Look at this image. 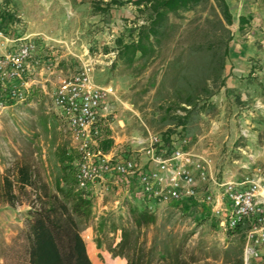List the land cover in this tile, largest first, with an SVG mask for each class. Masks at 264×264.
Listing matches in <instances>:
<instances>
[{"label":"rangeland","instance_id":"1","mask_svg":"<svg viewBox=\"0 0 264 264\" xmlns=\"http://www.w3.org/2000/svg\"><path fill=\"white\" fill-rule=\"evenodd\" d=\"M9 1L17 21L8 26L6 34L42 38L37 39L44 64L34 77L31 99L0 115V176L12 177L16 166L30 164L54 189L57 148L68 149L70 139L55 115L51 95L59 81L77 71L89 56L96 62L94 83L115 92L110 100V122L117 148H127L133 138L145 133L141 121L163 136L174 129L160 120L164 101L157 91L169 62L192 42L190 31L202 23L200 15L188 14L160 56L133 72L109 54L118 38L130 42L136 36L149 11L142 13L128 0L111 5L107 13L97 9L106 8L112 0ZM226 1L233 25L225 30L233 34V40L225 83L210 99L200 102L203 110L193 118L197 123L190 126L188 147L206 157L213 173L242 181L260 178L264 172V0ZM241 17L248 20L242 31ZM218 38L216 34L210 40ZM171 79L167 77V87ZM17 194L15 208L0 198V264H29L25 221L35 196L30 189ZM94 204L93 217L81 231L93 264H127L110 252L121 251L118 245L125 234L129 253L142 252L148 264H176V256L185 264H226L229 254L241 246L238 234L220 231L216 221L204 219L199 210L181 213L167 207L156 215L155 225L136 229L123 192L100 194ZM141 204L137 201L142 208Z\"/></svg>","mask_w":264,"mask_h":264},{"label":"built area","instance_id":"2","mask_svg":"<svg viewBox=\"0 0 264 264\" xmlns=\"http://www.w3.org/2000/svg\"><path fill=\"white\" fill-rule=\"evenodd\" d=\"M37 38H10L0 31V115L34 94V77L44 64ZM109 55L115 57L116 52ZM95 66L89 56L59 81L51 95L55 115L70 139L68 151L76 156L77 188L93 200L123 192L130 205L155 215L176 203L195 204L200 211H209L220 231L243 230L244 264H264V172L260 178L242 181L220 177L206 157L188 147L184 134L171 136L167 143L143 121L145 133L127 148L114 145L104 150L106 131L113 130L110 100L115 92L94 83Z\"/></svg>","mask_w":264,"mask_h":264},{"label":"trees","instance_id":"3","mask_svg":"<svg viewBox=\"0 0 264 264\" xmlns=\"http://www.w3.org/2000/svg\"><path fill=\"white\" fill-rule=\"evenodd\" d=\"M213 1L215 5L212 0L127 1L142 13L150 12L145 23L139 26L136 36L130 42L118 38L115 49L111 51L116 52L117 60L133 72L137 66L145 67L160 56L164 45L173 41L188 20V14L200 15L202 20L200 25L190 31L194 37L192 42L169 62L167 73L157 91L162 96L160 100L164 101L159 108L160 120L164 126L174 127L163 136L167 143L176 134L190 137V126L197 123L193 118L198 117L203 110L200 102L210 99L225 83L226 60L233 40V34L226 31L225 26L233 25V15L226 0ZM122 3L120 0H112L106 4V8L99 7L97 10L107 13L111 5ZM9 5V0H0V31L5 33L8 26L17 21ZM247 24L248 20L241 17L239 29L242 31ZM216 34L218 40L211 41L210 37ZM170 75L172 79L167 87L166 80ZM184 105L191 109H186ZM179 111L184 114L181 115ZM105 137L102 148L107 151L114 146L112 131L107 130ZM56 157L54 189L42 181L40 173L30 164H21L16 166L12 177L0 176V198L15 208L19 201L17 192L23 194L30 189L35 196L30 202L31 210L25 221L29 264H93L81 231L93 217L94 200L77 188L76 156L66 146H62L57 148ZM171 209L181 213L199 210L197 205L186 203H176ZM199 213L204 219L211 217L208 210ZM129 214L136 229L157 223L155 214L134 205H130ZM232 234L239 235L241 246L229 254L226 264H244L243 230ZM126 236L118 245L121 251H110L113 258L124 259L127 264H148L142 252L134 250L129 253L130 245L126 242ZM97 246L100 247L99 244ZM175 262L185 264L179 256H176Z\"/></svg>","mask_w":264,"mask_h":264}]
</instances>
